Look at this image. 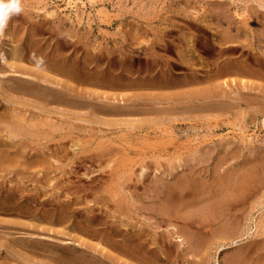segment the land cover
<instances>
[{"label":"bare ground","instance_id":"obj_1","mask_svg":"<svg viewBox=\"0 0 264 264\" xmlns=\"http://www.w3.org/2000/svg\"><path fill=\"white\" fill-rule=\"evenodd\" d=\"M71 1L72 0H68L67 3ZM38 2L40 1L38 0ZM31 3L33 2L31 1ZM213 3L215 5H213V7L209 4L212 10L214 9L213 11L211 10V12H213V14H211L215 19V23L212 26L221 28L220 30L214 27H212L214 29L210 28L211 33L214 30V43L211 42L214 45L212 44L211 46H215L216 49L213 48L214 51H212L215 61L213 62L211 60L209 62H212L211 64L214 63V67L212 70L209 69V72L211 70V74L205 70V73H209L208 75H205L203 72L204 74H200L204 76H200V74L199 76H195V74L192 76L190 75L192 74L190 71V76H183L182 80L177 79V77H166L163 73L154 75V70L151 75H148V78H146V75V77H141L142 74L137 70L136 74H138V76L133 78L131 77V72L132 66H135L127 65V62V64H123L125 61L124 59V61L122 60L123 62L117 59V62H122L121 64L118 63L119 69H117L120 70L117 71L118 73H115L116 70L109 69V62H105L109 65H106L108 68L106 66H100L101 62L99 61H102L100 59L99 61H97V59L89 61V64H92V62L94 63V69L90 65V67H88L87 64H85L86 61L82 58V48H84L82 47L84 46V42L82 43L83 39L81 41L80 36L78 37L75 35L78 39H76V42L74 41L72 53H68L69 48L65 43L67 41L69 43V40L66 39V36L65 38L63 36L67 32L62 34L60 30H58V32L62 34L64 40L66 39V42L64 44L59 42L60 46L56 47H54L56 44L54 42V48L48 46L50 44H47V41V45L45 46L44 44H42L43 46H37L41 44L40 42H36V44L33 43L32 40H35L33 37H38V31H36L35 28L32 31L29 29L30 32H22L20 35H16L17 32L13 34V30L12 32L8 30L9 27L6 30L13 35L11 36L10 34L7 36V32H4L9 43L7 45L8 47L6 46L7 48L2 49L5 46L0 48V213H5V215L10 214L11 216L13 215L19 218L20 216L26 215L31 216L32 219H35V217L39 215L44 217V220L48 218L51 221L49 217H53L51 216L52 212L48 210H38L39 207L33 202L37 201L46 206V202L51 201V203L58 204L57 206H59V208L63 206L60 205L59 202L61 201V193H58L59 188L57 187L59 186V181L56 182L55 180V177L59 174L56 175L54 173L55 177L53 178V172L59 170L62 172V176H68L71 170H65V166L69 168L75 159H77V161L78 159H82V161L90 160L92 164L96 162V164L99 163L100 165H102V163L107 164L110 161H114L109 159L119 158L122 152L125 153L126 151L127 153L126 146L130 143H128L126 139L130 135L135 136L136 134H140L141 131L144 133L140 134V136L142 137L143 135L147 140L151 136L157 138L156 134L160 137L164 135V132H166L165 134H167V132L170 133L168 135L171 136V138H166L168 141L165 139L166 135L164 136L165 141L167 143L169 142L168 144L172 146L166 149L167 152L165 153H167L166 155L169 154L168 158L163 160H161L162 158H155L154 162L150 160L146 162L144 158L136 162L148 168V170L153 166L158 170H161L159 168L163 167L160 174H158V176L156 175V178L147 181L148 184L146 183V177H148L147 173H143L144 175H142V177L134 179V176L131 178L132 174H128L126 177V173L125 176H123L122 173L120 175L115 173L116 170L113 168L115 165H106V167L108 165L111 166V170L109 169V176L104 179V183L106 182L107 184L106 189L102 187L99 191V185H96L98 187L97 190L94 188L90 189L97 193L99 192L98 195L96 194L98 200L106 196L101 190L104 189L106 191L105 194H107V191L110 189V193H112V195H109L110 198L108 196L110 200L115 197V193L113 192L115 191L114 188L118 189L117 187H119L123 190L122 186L130 182H133L134 185H136L137 182H141L142 184L146 183V185L143 184L145 186L144 188H146L147 191L149 190L150 192L148 193L151 194L147 196L141 193L130 196L128 202V200L126 201L122 198L123 194L120 195L119 191H116V195L118 193L122 200H125V205H127V202L128 204L130 203L129 206L131 205L129 212L124 210L127 215L125 213L126 216L123 215L127 219L120 218V216H122L121 207L118 209V211L121 210L119 213L121 215L118 216L116 215V212L118 214L117 210H115L116 212H108L106 209L102 212L101 206L99 207L96 203V206L93 205L94 203L91 206H85L86 203H84L86 210H83H85L84 217L86 218V224L82 226L78 222V224L81 225V228L78 230L82 232L80 234L86 237L92 238L94 235V237L98 238V243L96 242L94 244L91 242V244L95 246L88 247L90 244L87 245L86 243L90 241V239L81 238L82 235H79L81 237H78L77 240H81L82 243L86 244V246H84L77 243L79 247L80 245L84 247L82 249L80 247L81 250L68 248L69 251L57 248L58 246H52L47 250L59 253L58 255L56 254L57 263L216 264L217 261L220 262V260H222V264H264V212L258 217V224L255 225L257 222L254 224V233L249 234L248 227L249 223L254 221L253 209L264 205V135L260 134L261 131H264V0H223L221 2L214 0ZM222 6L225 7L223 8L224 11L222 15H220L216 8L220 10ZM26 11L24 10L22 12ZM22 12L19 15L24 14ZM29 15L31 16V13H29ZM30 16L27 14L23 17V20L28 22V20H31ZM41 16H43V14ZM40 17L38 19H40ZM21 19L20 23L22 21ZM77 19L76 24L82 23L79 19V15H77ZM49 20L50 19H48V21ZM12 21L15 22L14 19H12ZM211 21L209 22L211 23ZM31 22L32 21L29 22L31 25L35 23ZM26 24L23 23L25 28ZM36 24L38 23L36 22ZM36 24H33L32 27L35 26L38 28L39 25H43L38 24V26H36ZM23 25L22 28L24 27ZM72 25L74 26V24ZM19 27L21 26L18 25L17 28L16 24V31H20ZM77 27L72 30L75 29L76 31ZM40 28L42 29V27ZM26 29L28 30V28ZM43 29L45 30V28ZM43 29L42 31H44ZM46 29L51 33L48 27H46ZM23 30L25 31V29ZM34 30L37 33L34 32ZM37 30L40 29L38 28ZM51 30L55 29L52 28ZM45 32L47 31H44V33ZM53 32L57 34L56 30ZM76 34H78V31ZM59 36L60 35H58V37ZM54 37L55 34L52 38ZM13 38L18 41L19 45H17L18 43L13 45ZM44 38L46 39V37ZM62 38H58L59 41ZM188 38L191 39V37ZM16 40L14 42H17ZM40 40L42 39L40 38ZM51 40L54 41L53 39ZM52 41L49 40V42ZM211 41H213V37ZM61 42L63 43L64 41ZM186 42L187 40L185 44ZM71 45L68 44V46ZM185 47H187V45ZM67 48L68 52L66 51ZM181 50L183 51L184 49L181 48ZM185 50L186 51H183L185 52L184 54L181 52L182 57L183 55H189L188 53L193 50V46L190 44L189 48L187 47ZM95 51L94 49L93 52ZM98 51L100 50L98 49ZM98 51L97 54L99 53ZM129 51L131 50L129 49ZM136 52H138V50L135 51V54H137ZM33 53H35L37 57H43L44 65L42 67L38 68L36 66L32 58ZM88 53L87 51V54ZM113 53L115 54L112 50V55ZM141 53L142 52H140V54ZM233 54H235V57ZM115 55H113V57ZM113 57L110 58L113 59ZM127 57H129L128 59L131 58V56L125 55V58ZM87 58L90 59L88 56ZM122 58H124V53L123 57L121 55V59ZM186 58L188 57L186 56L185 59ZM189 58L192 60V56ZM185 59L182 58L184 61ZM86 60L88 61V59ZM115 60L116 59H114V62ZM130 60L132 61V59ZM130 60H128V62H130ZM189 61L186 59V62L190 64L191 62ZM193 61L195 62L196 60L194 59ZM194 62L190 64V67ZM187 63L184 64V62H181V65L184 64L188 66L189 64ZM116 64L115 66H117ZM137 64H139V59ZM113 65L114 64L110 67ZM195 65L198 67V64ZM202 66L208 68L206 63ZM190 67L188 70H190ZM136 68L138 67H135V69ZM142 69L144 70V68L141 67L140 70L143 71ZM200 69L203 71L204 68L200 66ZM191 70L193 69L191 68ZM184 73L186 74L187 72ZM194 73L196 72L194 71ZM183 121H188V124L184 128H181V130L180 125L182 123L180 122ZM88 123L97 124L98 129L99 124L106 125L110 127V129L111 126H117V131L125 132V134L118 136V142H115L116 138H112L111 136L106 138V133L103 134L100 130L95 131L93 126H88ZM121 124H125L126 127L124 126L123 128L122 126L120 129L121 126L119 125ZM224 125L230 126L231 132L219 133L223 130H228ZM95 127L97 126L95 125ZM200 128L205 130V133L203 132L205 135L200 136L198 134ZM117 131L111 130L110 133L113 134V132ZM79 135H82V138H80L81 136L79 137ZM196 135L198 138L188 140V143L185 144L184 147L178 146L183 145L181 142V144L177 143L179 138L183 136L188 138ZM104 137L105 139H103ZM139 138L137 140H131L141 143V140L138 141ZM159 139L157 138V140ZM70 141L71 145L69 144ZM148 141L147 142L152 145L151 141ZM134 142L131 143L134 144ZM163 143L166 144L164 141ZM164 144L162 145L163 147L165 146ZM144 146L147 145L144 144L142 147L144 148ZM138 147H140V145ZM165 147H167V145ZM146 149L149 150L148 147ZM70 151L71 157L69 163H67L66 160L65 164L62 163L64 161H62V158L68 159ZM115 154L120 155L116 156ZM122 155L121 158L123 162L125 161L129 164L131 157L128 155L127 157H130L129 160H124L126 155H124L125 157H122ZM133 158L135 157H132V159ZM136 159L137 158H135V160ZM59 160L62 161V164H55L57 161L60 162ZM116 160L118 159L116 158ZM131 161L134 164V161ZM117 162L118 161H116V163ZM121 162L119 163L120 165L122 164ZM122 167L120 166L121 169ZM125 171L127 170L125 169ZM62 176H60V178ZM54 181L58 184H54L52 187L51 182ZM63 183L64 182H62V184ZM48 184L51 186L50 188L48 187L50 190L54 188L52 193L55 192V195H43L41 198L40 196L42 195L40 194L42 190L44 193V189H46ZM64 184L62 185L63 188H65ZM90 184H92V182ZM70 186V188L75 189L72 187V184ZM80 186L81 184H79V187ZM86 186L85 189H87ZM93 186H95V184ZM70 188H65L69 190L68 195H70L69 192L72 190ZM77 188L78 187H76V189ZM77 190H79V188ZM87 190H89V186ZM90 190L89 195H91ZM83 191L85 190L83 189ZM74 192L75 198H80L79 195H76V191ZM86 194L87 193H85V195ZM65 195H67V193ZM82 195H84V193H82ZM86 196H88V194ZM120 196H118V198ZM67 197L65 199H67ZM143 197L148 200L144 201ZM95 198L93 197V199ZM114 199H112V201L116 203L120 198L117 201V197L115 200ZM25 200H28L27 203L23 202ZM79 200H81V198ZM82 200H84V198ZM94 201H96V199ZM123 201L120 200V202ZM32 204L35 205L32 206ZM64 204L67 205L66 203ZM74 204H77L76 201ZM120 204L119 202L117 203V205ZM45 206H42V208ZM121 206L122 208L124 207L123 203ZM72 207L74 206L72 205ZM65 209L68 210V207L64 208V211ZM123 209H128V207H124ZM96 210H99L97 212V217L98 213L102 212L101 218L99 216L100 221L97 222L98 225L103 227L102 230L94 226L96 222L93 213ZM53 211L55 210L53 209ZM142 214L144 220L140 217ZM116 219L120 221V223L117 224L118 226L115 224L117 227L114 226ZM12 220L13 219H11V221ZM16 220L21 221V219ZM27 220L29 221V219ZM11 221H9L10 224L8 225L10 230L34 229L35 231L37 224L34 223H40L39 220L38 222L33 221L34 223H31L32 225L28 228L30 223L28 222L26 224L23 219L21 223L15 222V220L11 223ZM3 222V219H0V235H2V230L5 229ZM108 223L110 224L107 228L105 224ZM48 224H51V222ZM162 224L167 228L166 233L164 231H157L158 228H161L160 226ZM1 227L3 228L2 230ZM79 227L72 226L71 228ZM168 227L174 228L173 230H169ZM45 228L43 230L49 227ZM115 228L119 229L116 230ZM37 230L35 232H37ZM13 231L15 232L16 230ZM14 232H12L13 235ZM114 232L117 234L115 235ZM10 233L11 232H9V234ZM26 233L24 232V234ZM3 234L5 235V232H3ZM9 234L7 233L5 237L11 235ZM28 235L29 237H24L23 244L25 248L31 252V257H34L32 256V251L37 249V245L41 244L44 248V246H47V243L38 242L39 239H33L32 234V237L30 234ZM14 236L13 238H15ZM54 236L56 237V234ZM71 237L73 239V236ZM59 238L60 237H58V239ZM175 238L177 239L176 242L173 241L176 240ZM5 239L3 238L4 241L0 239V241L5 244L9 241L5 242ZM20 239H22V236ZM82 240L87 242H83ZM62 241L63 240H61V244ZM99 241L103 243L104 246ZM9 243L10 242H8V244ZM53 245L55 246L56 244ZM67 245L68 244H66V246ZM4 246L5 249L8 248L6 245ZM16 246L14 248H16ZM20 247L21 245L19 244V248ZM97 247L99 248L98 250ZM13 249H11L12 253L16 250ZM18 249L17 252L19 251ZM25 251L27 253V250ZM41 251L39 254H41ZM103 251L105 253H103ZM30 252L28 254H30ZM5 253L8 255L7 251ZM42 254L41 258H43ZM48 254H46V256ZM25 256L27 255L25 254ZM35 256H37V254ZM50 256L52 257V255ZM220 257L222 259H219ZM18 258L20 259V256ZM28 258L26 257L25 260ZM6 262H8L7 259ZM12 262L15 263V261ZM33 262L35 261L33 260ZM48 264L51 263L49 262Z\"/></svg>","mask_w":264,"mask_h":264},{"label":"rangeland","instance_id":"obj_2","mask_svg":"<svg viewBox=\"0 0 264 264\" xmlns=\"http://www.w3.org/2000/svg\"><path fill=\"white\" fill-rule=\"evenodd\" d=\"M31 1L33 2V3H31ZM40 2H38V0H21V6H22V9H23V11L25 10H28V11H26V12H22V13H24V14H22V15H16V16H14V18L12 17L11 18V20L8 22V26H7V28L6 29H8V27H9V31H11L12 32V30H13V34H15L14 32H17V34L16 35H20L22 32L24 33V32H26V31H29V29L32 31L34 28H35V30L36 31H38V33L34 30V32H36L37 33V35H38V37L36 38V37H33L35 40H32L33 41V43L34 44H36V42H40L41 44H38L37 46H41L42 44H44V46L45 45H47V44H50V45H48V46H51L52 48H54V47H56V46H60V43L61 44H64L65 42H66V39L67 40H69V43H68V41L65 43V44H67V47L69 48V50H68V48L66 49V51L68 52V53H72V51H73V48H74V41L76 42V39H78V37L80 36V38H81V41H82V39H83V41H82V43L84 44V46H82V47H84V48H82L83 49V51H82V58H84V60L86 61L85 62V64H87V66L88 67H93V69H94V66H93V62H92V64H89L90 62V60L91 61H93V60H96L97 59V61H99V59L100 60H102V61H99V62H101L100 63V66H109L108 64H106V63H108L109 62V64H110V66L112 65V64H114L112 67H115V68H112V67H110L109 66V69H111V70H116L115 71V73H118L117 71H120V70H118L119 69V65H118V63L119 62H117V59H118V61H122L123 59L125 60H123L124 61V63L123 64H127V65H130V66H132V65H134L135 67H138V68H136L135 69V67H133L132 66V75H131V77H133V78H136L137 76H138V74H136L137 72V70H139L140 71V74H142V76L141 77H146V78H148V75H151L153 72V74L155 75V74H162L163 73V75H165L166 77L168 76V77H177V79H179V80H182L183 79V76L185 77V76H190V75H192V76H194V74H195V76L196 75H198L199 76V74L200 73H205V70L206 71H208L209 72V69H213V67H214V63L213 64H211L212 62H209V61H215L214 59H215V57H213L214 55H213V53H212V51H214L213 50V48L214 49H216L215 48V46L213 47V46H211L213 43H214V36H213V31H212V33H211V30H210V28L211 29H221V28H217V26L215 27V26H212V25H214V23H215V19H214V17L212 16V14H213V12H211V10H212V7H213V5H214V3H213V1L214 0H72L70 3H67L68 2V0H39ZM44 1V2H43ZM212 2V3H210V2ZM218 1H223V0H218ZM40 5H39V4ZM38 4V5H37ZM212 5V7L210 6V5ZM79 5V6H78ZM215 6V5H214ZM225 7V6H224ZM223 6H222V8H220V10L218 9V8H216L217 10H218V14H220V15H222V13H223V11H224V8ZM214 10V9H213ZM212 10V11H213ZM216 10V11H217ZM32 11V12H31ZM39 12V13H38ZM232 12H233V10H232ZM29 13H31V16H32V18H31V16L29 15ZM36 13V14H35ZM212 13V14H211ZM21 14V13H20ZM28 14V16H30V19L31 20H28V22H25V20H23V17H25L26 15ZM37 14H38V16H37ZM43 14V16H41ZM45 14V15H44ZM211 14V15H210ZM217 14V15H218ZM24 15V16H23ZM77 15H79V19L82 21V23H80V24H76V22H77ZM220 15H218V16H220ZM19 18H18V17ZM37 16V17H36ZM41 16V17H40ZM44 16H48V17H44ZM213 17V18H211V17ZM217 16V17H218ZM225 16V15H224ZM16 17V18H15ZM21 17H22V19H21ZM40 17V19L42 18V17H44L43 19H38ZM12 19H14L15 20V22L14 21H12ZM20 19L23 21H21V23H20ZM36 19V20H35ZM46 21H48V19H50L48 22H46ZM211 19H212V21H211ZM17 20V21H16ZM33 20H35V21H33ZM38 20V21H37ZM62 20H64V21H62ZM76 20V21H75ZM30 21H32L31 23H33V22H35V23H33V24H36V22L38 23V24H43L42 26H40L39 25V29L41 30H37L38 28L37 27H35V26H33L32 27V25L29 23ZM43 21V22H42ZM68 21V22H67ZM72 21H73V23H72ZM209 21H211V23L209 22ZM46 22V23H45ZM52 22V23H51ZM58 22H59V24H58ZM62 22V23H61ZM71 22V23H70ZM208 22V23H207ZM18 23H20V24H18ZM23 23L24 24H26V23H28V24H26V28H28V30L25 28V26L23 25ZM50 23V24H49ZM68 23V24H67ZM211 25H210V24ZM16 24H17V28H18V25L19 26H21V27H19L20 28V31L18 30V31H16L17 29L15 28L16 27ZM38 24H36V26H38ZM47 24V25H46ZM59 25V27H58V25ZM62 24V25H61ZM72 24H74V26L72 25ZM12 25V26H11ZM22 25L24 26L23 28H22ZM30 25H31V27H30ZM70 25V26H69ZM27 26H29V27H27ZM45 26V27H44ZM67 26V27H66ZM73 26V27H72ZM78 26V27H77ZM81 26V27H80ZM83 26V27H82ZM11 27V28H10ZM40 27H42V29L43 28H45V30L44 31H47V32H45L44 33V31H42V29L40 28ZM46 27H48V29L51 31V33L46 29ZM77 27V29H76V31H75V29L74 30H72L73 28H76ZM212 27H214V28H212ZM32 28V29H31ZM37 28V29H36ZM55 29L56 30V32H57V34L55 33V32H53V31H55V30H51V29ZM59 28V29H58ZM63 28V29H62ZM83 28V29H82ZM5 29V31L7 32H5L6 34H7V36H9L10 34H11V36L13 35L12 33H9V31L8 30H6ZM23 29H25V31L23 30ZM65 29V30H64ZM80 29V30H79ZM15 30V31H14ZM21 30H23V31H21ZM58 30H60V32L62 33V34H65V32H67L68 33V35H67V33L65 34V35H63L64 36V38H65V36H66V39L64 40V38H62L63 36H62V34L60 33V32H58ZM63 32H62V31ZM87 30V31H86ZM75 31V32H74ZM77 31H78V34H76L77 33ZM88 31H89V33H88ZM20 32V33H19ZM30 32V31H29ZM41 32H43V33H41ZM82 33V34H80V33ZM5 33H3L4 35H0V42L2 43H0L1 45H0V48H2L3 46H5L4 48H2V49H5V48H7L8 46V39H7V36H6V34ZM52 33H54L55 34V37L54 38H56V39H54V38H52L53 36H54V34H52ZM59 33V34H58ZM43 34V35H42ZM70 34V35H69ZM80 34V35H79ZM37 35H35V36H37ZM44 35H46V36H44ZM52 35V36H51ZM58 35H60L59 37H58ZM78 36V37H76V36ZM4 36V37H3ZM5 36H6V38H5ZM40 36V37H39ZM51 36V37H50ZM57 36V37H56ZM75 36V37H74ZM213 37V41H211L212 40V37ZM15 37V36H14ZM18 37V36H17ZM44 37H46V39L43 38ZM83 37V38H82ZM188 37H191V39L190 38H188ZM40 38L43 40H40ZM53 39L54 41H52L51 39ZM58 38H62V39H60V41H59V39ZM15 38H13V45H16L17 43H18V41L17 42H14L15 40H14ZM38 41H37V40ZM58 39V40H57ZM75 39V40H74ZM190 39V40H189ZM49 40L50 41H52V42H49ZM56 40V41H55ZM187 40V42H186V44H185V41ZM48 43H47V42ZM61 41H64L63 43L61 42ZM71 41V42H70ZM189 41V42H188ZM11 42V43H12ZM45 42V43H44ZM56 44H55V43ZM59 44H58V43ZM73 42V43H72ZM211 42H213V43H211ZM47 43V44H46ZM71 43H72V45H71ZM188 43V44H187ZM53 44H55V46L53 45ZM68 44L69 45H71V46H68ZM83 44H81V45H83ZM190 44H191V46H193V50L190 52V53H188L189 55H186L188 58H186L189 62H191L190 64H192V62H194L193 60L195 59L196 61L193 63V65H191V67H190V64L189 63H187L186 62V59H185V55H183L185 52H183V51H186L185 50V48L187 49V47L189 48V46H190ZM17 45H19V43L17 44ZM187 45V47H185ZM214 45V44H213ZM7 46V47H6ZM43 46V45H42ZM54 46V47H53ZM71 47V48H70ZM183 47H185V48H183ZM211 47V48H210ZM96 48H98L100 51H101V49H102V53L100 52V51H98V49H96ZM108 48V49H107ZM126 48H128V49H126ZM148 48V49H147ZM181 48L182 49H184L183 51L181 50ZM94 49L96 50L95 52H93L94 51ZM113 50V52H115V54L113 53V55H115L114 57H113V55H112V50ZM129 49L131 50V51H129ZM132 49H135V50H132ZM151 49V50H150ZM93 50V51H92ZM116 50V51H115ZM138 50V52H136L137 54H135V51H137ZM142 50V51H141ZM148 50V51H147ZM87 51L89 52L88 54H87ZM97 51L99 52L98 54H97ZM110 51V52H109ZM124 51V52H123ZM133 51V52H132ZM142 52L141 54H140V52ZM150 54H149V53ZM181 52H183V57L181 56ZM100 53H101V55H100ZM111 55H110V54ZM122 55V57H123V53H124V58H122L121 59V55ZM133 53V54H132ZM193 55H192V54ZM212 53V54H211ZM85 54V55H84ZM91 54V55H90ZM97 55V58H96V55ZM108 54H109V56L112 58L113 57V59H111L109 56H108ZM191 54V55H190ZM212 55V57H211V55ZM92 55H93V57H92ZM125 55H127V56H131V58L130 59H132V61L130 60V59H128L129 57H127V58H125ZM138 55V56H137ZM229 55V54H228ZM234 55V57H235V54H233ZM87 56L88 57H90V59L89 58H87ZM120 57V59H119V57ZM185 56V57H184ZM192 56V60H191V58H189V57H191ZM231 56V55H230ZM109 57V58H108ZM93 58H95V59H93ZM182 58L183 59H185V61L184 60H182ZM86 59H88V61L86 60ZM114 59H116L115 60V62H114ZM127 59V60H126ZM138 59H139V64H137L138 63ZM83 60V59H82ZM112 60V61H111ZM128 60H130V62H128ZM122 61V62H123ZM178 61H179V63H178ZM208 61V62H207ZM104 63V65H103V63ZM106 62V63H105ZM112 62V63H111ZM122 62H120L119 64H121ZM127 62V63H126ZM134 64H133V63ZM137 62V63H136ZM181 62L183 63L184 62V64L185 63H187V64H189L188 66L187 65H184V64H182L181 65ZM117 63V64H116ZM130 63V64H129ZM132 63V64H131ZM152 63V64H151ZM178 63V64H177ZM205 63H206V65H207V67L208 68H206L205 66L203 67L202 65L204 64L205 65ZM208 63H210V64H208ZM115 64L118 66H115ZM141 64V65H140ZM144 64V65H143ZM145 64H147V65H145ZM154 64V65H153ZM180 64V65H179ZM195 64H198V67H197V65H195ZM200 64V65H199ZM90 65V66H89ZM137 65V66H136ZM139 65H140V68H139ZM184 65V66H183ZM196 67H195V66ZM106 66V67H107ZM144 66V67H143ZM149 68H148V67ZM154 66V67H153ZM188 68H187V67ZM200 66H201V68H204L203 69V71H202V69H200ZM209 66H211V67H209ZM141 67L142 68H144V72L143 71H141L140 69H141ZM189 67H190V70H188L189 69ZM196 69H195V68ZM108 68V67H107ZM118 68V69H117ZM191 68L193 69V70H191ZM206 68V69H205ZM134 69V70H133ZM148 69H149V71H148ZM198 69H200V70H198ZM154 70V71H153ZM197 70V71H196ZM211 70H210V74H211ZM153 71V72H152ZM192 72V74H190L189 75V73H191ZM194 71L197 73V72H199V73H194ZM200 71H202V72H200ZM149 72H150V74H149ZM157 72V73H156ZM184 72H187L186 74L184 73ZM208 72H206L205 73V75H208L209 73ZM143 73H145V74H143ZM203 73V74H204ZM184 74V75H183ZM203 74H200V76H204ZM146 75V76H145ZM177 75V76H176ZM180 75H181V77H180ZM179 76V77H178ZM181 78V79H180ZM120 99V98H119ZM54 118V117H53ZM78 123H80V122H78ZM180 123H182L180 126V129L181 128H184L185 126H187V124H188V121H183V122H180ZM87 125V124H86ZM93 126L94 127V130L95 131H97V130H100V131H102V133L104 134V133H106V135H105V137L107 138V137H112V138H116L115 139V142H118V139H117V137L118 136H120V135H122V134H125V132H122V131H117V126H111V129H110V127H108V126H106V125H100L99 124V129H98V125L97 124H95V123H92V124H89L88 123V126ZM95 125L97 126V127H95ZM119 126H121L120 127V129L122 128V126H123V128H124V126H125V124H121V125H119ZM183 126V127H182ZM126 127V126H125ZM224 127H226V128H228V130H223V131H221V132H219V133H226V132H231L230 131V129H231V127L230 126H225L224 125ZM97 128V129H96ZM115 128V129H114ZM225 128V129H226ZM111 130L112 131H114V130H116L117 132H113V134L112 133H110L111 132ZM182 130V129H181ZM142 132V133H141ZM140 132V134H143L144 132L143 131H141ZM199 132H201V133H199ZM205 133V130H203V129H199V131H198V134L201 136V135H205L204 133ZM166 132H164L163 134L164 135H161V133H160V137L158 136V134H156L157 135V138L159 139V140H157V138H155V136H151L148 140H150L151 141V143H152V145L151 144H149L150 142L147 140V139H145L144 137H143V135H142V137L140 136V134H136L135 136H132V135H130L127 139H126V141L128 140V143H130L128 146H126L127 147V153H126V151H125V153L124 152H122L123 153V155H122V153H121V155H122V157L124 156V155H126V157L129 155L130 157H125L124 158V160L126 159H128L129 160V158H130V163L129 164H127V162H123V160H122V158H121V155L120 154H115L116 156L117 155H120L119 156V158L118 157H116L115 155H112V156H114V157H116L118 160H116V158H112V159H109V160H114V161H110L109 163H107V164H109V165H115V166H113V168H114V170H116L115 171V173H117L118 175H120L121 173L123 174V176H125L126 174V177L128 176V174H132V176H131V178L133 177L134 179L136 178H139V177H142V175H144L145 173H147L148 174V177H146V183L148 184V180H151V179H153V178H156V175L158 176V174H160V171H162V168H159V169H161V170H158V169H156L153 165H151V166H153L152 168H150L149 170H148V168H145V167H143V166H141L140 164H137L136 162H139V160H141V159H144L145 158V160H146V162H148L149 160L150 161H152V162H154V159L155 158H162L161 160H163V159H166V158H168L169 157V154L168 155H166L167 153H165V152H167L166 151V149H168V147H172L171 146V144H168L166 141H168V139H166V138H171V136L170 135H168V134H170V133H168L167 132V134H165ZM261 135H264V131H261V133H260ZM166 135V137H165V139H166V141H165V139H164V136ZM81 136V137H80ZM137 136H139V137H137ZM163 136V137H162ZM197 136V135H196ZM196 136H190V137H182V138H179L178 140H177V143L178 144H183V145H178L179 147L180 146H182V147H184L185 146V144H187L188 143V140H190V139H196V138H198V136L196 137ZM199 136V137H200ZM79 137L80 138H82V135H79ZM78 137V138H79ZM105 137L103 138V139H105ZM133 137V138H132ZM139 138V140L138 141H140L141 140V143L140 142H134V141H132L133 139L134 140H137ZM153 138V139H152ZM132 139V140H131ZM156 139V140H155ZM181 139V140H180ZM187 140V141H185V140ZM180 140V141H179ZM149 143H148V142ZM154 143H153V142ZM156 141V142H155ZM161 143H160V142ZM163 141L166 143V144H164L163 143ZM179 141V142H178ZM131 142H134V144L133 143H131ZM181 142V143H180ZM184 142V143H183ZM136 143V144H135ZM160 143V144H159ZM166 146L167 145V147H163L162 145L163 144ZM69 144L71 145V141L69 142ZM68 144V145H69ZM144 144H146L147 146H144V148L142 147ZM134 145H135V148H134ZM140 145V147H138ZM142 145V146H141ZM158 148H157V147ZM131 147H133V148H131ZM148 147V149L149 150H147L146 148ZM156 147V148H155ZM144 150H143V149ZM152 150H151V149ZM161 148V149H160ZM132 149V150H131ZM158 149V150H157ZM164 149H165V151H164ZM139 150V151H138ZM161 150V151H160ZM163 150V151H162ZM138 151V152H137ZM151 151V152H150ZM143 152H144V154H143ZM138 153H139V155H138ZM162 153V154H161ZM70 154H71V151H70V153H69V157H68V159H63L62 158V161L61 160H59L60 162H55V164H62V163H64L65 164V162L67 161V163H69V160H70ZM142 154V155H141ZM154 154V155H153ZM160 154V155H159ZM166 155V156H165ZM163 156V157H162ZM132 157H135V158H139L138 159V161H137V159L135 160V158H133L132 159ZM121 158V159H120ZM120 159V160H119ZM66 160V161H65ZM105 160H107V159H105ZM118 161L117 163H116V161ZM131 160H135L134 161V164L132 163V161ZM148 160V161H147ZM108 161V160H107ZM122 163L121 165L119 164L120 162ZM62 162V163H61ZM73 162H74V164H73ZM71 164V166H69V168H68V166L66 167L65 166V170H71L72 171V173H71V171L69 172V174H68V176H62V172H60L59 170L57 171V172H53V178L55 177V174L56 175H58V176H56L55 178V180H56V182H58V183H56L55 181L54 182H51L52 184H51V186L52 185H54V184H58L59 186H62L64 183H65V181H66V183L65 184H68V183H70V184H68V185H65L64 184V186H65V188L66 189H68V188H70L71 186V184L73 185L72 187H74L75 189H76V187H78L79 188V190H75V189H73V188H70V189H72L70 192H69V194L70 195H68V191L69 190H66L65 188H63V186L62 187H59V186H57L59 189H58V193H61V198H60V200L61 201H59L60 202V205H63V206H60L61 208H59V206H57L56 204H54L53 202L51 203V201H48V202H46L47 204H46V206L45 205H42V203H40V202H37V201H35V202H33V203H35L36 204V206L37 207H39L38 208V210H48L49 212H52L51 214V216H53V217H49V218H51V221H50V219H48L47 218V220H44V217H41V216H36L35 217V219H32L31 218V216H20V218L19 217H14L13 215V217L10 215V214H8V215H5V213H0V219H3V221L5 222V221H7V220H9V221H11V219H13L12 221H14L15 220V222H22V219L25 221V223L27 224L28 222L30 223L29 225H28V228H29V226H31L34 222L33 221H35V222H38V220H39V222L40 223H34V224H39L38 226L36 225V228H35V231L37 230V232H35L34 231V229L33 230H27V229H12V230H10V228H8V225L10 224V222L9 221H7V222H3V226H4V228L6 229H3L2 227H1V230L3 231V232H5V235L7 236V233L9 234V232H11L9 235L10 236H8V237H5V235L3 234V232H2V235H4V236H2V235H0V237H2V238H0V239H2L3 240V238L5 239V242H7L8 240V242H10L9 244H8V242L7 243H2L1 241H0V243H2V244H0V264H8V262H9V264H12L13 262L12 261H15V263H13V264H31L32 262H33V260L35 261V262H33L32 264H34V263H36V264H48L49 262L51 263V264H59V263H57V261H56V254L58 255L59 253H56V252H52V251H49V250H47V249H49V248H51L52 246L53 247H57V248H60V249H64V250H69L68 248H70V249H76V250H81L82 248H84L83 246H81L80 245V247H81V249H80V247H79V244H82V245H84V246H86V244L87 245H89L88 247H91V246H95V245H92L91 244V242H93L94 244L97 242L98 243V238H96V237H94V235H93V237L91 238V237H86L85 235H83V234H80V233H82V232H79L80 230H78V229H80L81 228V225L82 226H84L85 224H86V218L84 217V211L86 210V208H85V206L86 205H92L93 203V205H95V203H96V205H98L99 207L101 206V210H102V212H104V210H106V211H112V212H116L115 210H117L118 211V209H119V207H121L120 209H122V212H121V210L120 211H118V214H117V212H116V215H118V216H120L121 214H122V216H120V218H123V219H127V218H125L124 217V215L126 214L127 215V213L125 212V211H128L129 212V210L131 209L130 208V206H129V204H128V202H129V197L130 196H135L136 194H141V193H143L142 195H147V196H149L150 194L148 193V192H150L149 190L147 191L146 190V188H144L145 186L143 185V184H145L146 185V183H141V182H137V184L136 185H134V183L133 182H130V183H126V184H124V186H122L123 187V190L121 189V188H119V187H117L118 189H116V188H114L115 189V191H113L115 194V199H116V197H117V199H116V201L119 199V204L121 203H123V206L125 205L124 203H125V200L127 201L128 200V202H127V205H125L124 207H128V209H123L122 208V206H121V204L120 205H117V203L118 202H114V201H112V199H114V198H111L110 200H109V198H110V196L109 195H112V193H110V189L107 191V194H105L106 193V191L103 189V190H101V191H103V194L104 195H106L105 197H103V198H100V200H98L97 199V197H96V194L98 195V193L96 192V191H92V190H90V189H92V188H94V189H98V187H99V191H100V189H102V187H105V189H106V182L104 183V179L105 178H107L108 176H109V169H110V167L111 166H107L106 167V163H102V165H100L99 163H97L96 164V162H93V164H92V162H90V160L89 161H82V159L80 160V159H78V161H77V159H75V161H73ZM75 162H76V164H75ZM80 162V163H79ZM114 162V163H113ZM79 163V164H78ZM125 165H124V164ZM132 163V164H131ZM118 164V165H117ZM136 164V165H135ZM105 165V166H104ZM118 166H119V168H118ZM120 166L122 167V169H123V171H122V169L120 168ZM127 166V167H126ZM106 167V168H105ZM126 167V168H125ZM72 168V169H71ZM116 168H118V169H116ZM129 169V171H128V169ZM131 168V169H130ZM125 169L127 170V171H125ZM111 170V169H110ZM121 170V171H120ZM111 172V171H110ZM119 172V173H118ZM55 173V174H54ZM71 173V174H70ZM126 173V174H125ZM140 173H141V175H140ZM144 173V174H143ZM70 175V176H69ZM60 176H62L61 178H60ZM130 176V175H129ZM64 177V178H63ZM67 177H69V178H67ZM63 178V179H62ZM61 179V180H60ZM68 179V180H67ZM70 179V180H69ZM61 181V182H60ZM62 182H64L63 184H62ZM92 182V184L94 185L95 184V186L96 185H99L98 187L96 186H93L92 184H90ZM48 183H50V182H48ZM62 184V185H61ZM79 184H81V186L79 187ZM49 185V184H48ZM47 185V187H46V189H44V193H48V192H50V193H48V194H44L43 193V190H42V192H41V194L40 195H42V196H40L41 198L43 197V195H47V196H50V195H55L54 193H52L53 191V189L54 188H51V190L49 189L51 186L49 185L48 186ZM76 185H78V186H76ZM83 185V186H82ZM87 185V186H86ZM90 185H92V186H90ZM129 185V186H128ZM70 186V187H69ZM85 186L87 187V189H88V186H89V190L91 191V195H89L90 194V192H89V190H87V189H85ZM101 186V187H100ZM129 188H128V187ZM49 187V188H48ZM53 187V186H52ZM56 187V188H57ZM68 187V188H67ZM83 187V188H82ZM91 187V188H90ZM127 187V188H126ZM55 188V190L57 191V189ZM60 188H61V190H60ZM48 189V190H47ZM83 189L85 190V191H83ZM144 189H145V191H144ZM148 189V188H147ZM45 190H46V192H45ZM50 190V191H49ZM66 190V191H65ZM87 190V191H86ZM123 191V193H122V191ZM48 191V192H47ZM74 191H76V195L78 196H80V198H81V200L84 198V200H79L80 198H78L77 196V198H75V192ZM84 193V195H85V193H87L88 194V196H86L85 195V197H86V199H85V197H84V195H82V193ZM116 191L118 192L119 191V194L120 195H122V198L123 199H125L124 201L122 200V198H121V196L117 193V195H116ZM62 192H63V194H62ZM71 192H72V194H71ZM145 192V193H144ZM40 193V192H39ZM67 193V195H65V194ZM95 193V194H94ZM109 193V194H108ZM94 194V195H93ZM63 196H68L67 197V199H65L66 197H63ZM108 196H109V198H108ZM118 196H120L119 198H118ZM69 197H72V198H69ZM93 197L96 199V201H94L95 199H93ZM64 198V199H63ZM63 199V200H62ZM71 199V200H70ZM72 199H74V200H72ZM76 199V200H75ZM101 199H103L104 200V203H103V200H101ZM114 199V200H115ZM77 200H78V202H77ZM106 200V201H105ZM120 200L121 201H123V202H120ZM143 200L144 201H147L148 199L146 198V199H144V197H143ZM27 201L28 200H25V201H23L24 203L26 202L27 203ZM63 201H65V202H63ZM66 201H68V202H66ZM75 201H76V205H78V206H76L74 203H75ZM84 201V202H83ZM97 201H99V202H97ZM101 201V202H100ZM37 202V203H36ZM50 202V203H49ZM71 202V203H70ZM115 204H114V203ZM40 203V204H39ZM64 203H66L67 205H65ZM68 203H70V204H68ZM84 203H86L85 204V206H84ZM143 203V202H142ZM35 204H32V206H34ZM114 204V205H113ZM39 205V206H38ZM45 206L44 208H42V206ZM54 205V206H53ZM72 205L75 207H72ZM95 205V206H96ZM141 205H144V204H141ZM50 206V207H49ZM52 206V207H51ZM56 206V207H55ZM65 206V207H64ZM84 206V207H83ZM97 206V207H98ZM115 206H118V207H115ZM66 208V207H68V210L67 209H65V211H64V208ZM82 209H81V208ZM78 208V209H77ZM117 208V209H116ZM53 209L55 210V211H53ZM56 209H58V210H56ZM63 210V211H61V210ZM83 209H85V210H83ZM111 209V210H110ZM52 210V211H51ZM83 210V211H82ZM100 210V211H101ZM125 210V211H124ZM61 211V212H60ZM99 211V210H98ZM97 210L96 211H94V220H95V224H94V226H96L97 228H99V229H103V227L101 226V225H98V221H100V219H99V216H100V218H101V214H102V212H100V213H98V217H97V212H98ZM124 211V212H123ZM53 212H54V215H53ZM57 212V213H56ZM59 212H60V214H59ZM66 212V213H65ZM121 212V214H119ZM264 212V205L261 207V206H259V207H256V208H254L253 209V222H250L249 223V225H248V227H249V234H252V233H254V229H255V226H254V224H255V222H257L255 225H257L258 224V220H259V216L262 214ZM55 213H56V215H55ZM62 213V214H61ZM96 213V214H95ZM125 213V214H124ZM115 214V213H114ZM124 214V215H123ZM10 215V216H9ZM59 215H61V216H59ZM64 215V216H63ZM125 215V216H126ZM145 215V214H144ZM58 216V217H57ZM2 217V218H1ZM29 217V218H28ZM62 219H61V218ZM139 217V216H138ZM140 217H142V220H144L143 219V214L142 215H140ZM43 219V222H42V219ZM111 218V217H110ZM5 219H7V220H5ZM16 219H21V221L19 220V221H17ZM26 219V220H25ZM27 219H29V221L27 220ZM56 219H58V220H56ZM61 219V220H60ZM96 219H97V221H96ZM109 219V218H108ZM111 220V219H110ZM12 221H11V223H12ZM31 221V222H30ZM58 221V222H57ZM62 221V222H61ZM85 221V222H84ZM9 222V223H8ZM51 222V224H48V223H50ZM55 222V223H54ZM60 222V223H59ZM78 222H79V224H81V225H79L78 224ZM24 223V222H23ZM24 223V224H25ZM32 223V224H31ZM120 223V221H118V219H116V221H115V223H114V226H116L117 224H119ZM110 223H108V224H105L106 226H107V228H108V225H109ZM116 224V225H115ZM6 225V226H5ZM42 227H41V226ZM76 225V226H75ZM46 228H50V230H49V228L48 229H46ZM79 227V228H71V227ZM99 226V227H98ZM101 226V227H100ZM113 226V225H112ZM118 226V225H117ZM116 226V227H117ZM95 227V228H96ZM161 228H158L157 229V231L159 232H161V231H164L165 233H166V231H167V228H166V226L164 225V224H162L161 226H160ZM163 227H165V228H163ZM251 227V228H250ZM46 229V230H43V229ZM124 228V227H123ZM169 228V230H173V228L174 227H168ZM51 229H54V230H51ZM57 229V230H56ZM68 229V230H67ZM72 229V230H71ZM75 229V230H74ZM116 230H118L117 228H115ZM5 230V231H4ZM10 230V231H9ZM13 230H16L15 232L13 231ZM25 230H27V231H25ZM76 230H77V232H76ZM21 231V232H20ZM29 231V232H28ZM34 231V232H33ZM55 231H57V232H55ZM59 231V232H58ZM107 231V230H106ZM109 231V230H108ZM152 231V230H151ZM154 231V230H153ZM12 232H14V235H16V236H14L13 235V233ZM24 232L26 233V234H24ZM31 232V233H30ZM79 232V233H78ZM111 232V231H110ZM115 233V235L117 234L116 232H114ZM21 234V235H20ZM23 234V235H22ZM28 234H30V236H31V234H32V236H33V239H39L38 240V242H45V243H47V246L45 247L44 246V248H43V246L40 244V245H37V249L35 250H33L32 251V256H34V257H31V252L30 251H28V249L27 248H25V246H24V244H23V239H25V238H27V237H29V235ZM56 234V237L54 236ZM249 234H247V235H249ZM15 237V238H13V236ZM24 235H26V236H24ZM28 235V236H27ZM78 235V236H77ZM79 235H82V237L81 236H79ZM246 235V236H247ZM18 236H19V238H18ZM22 236V239H20V237ZM31 236V237H32ZM47 236H50V237H47ZM71 236H73V239H72V237ZM76 236V237H75ZM25 237V238H24ZM58 237H60L59 239H58ZM70 237H71V239H70ZM78 237H81V238H84V239H90V241H85V240H82L83 242H87L86 244L85 243H82L81 242V240H77V238ZM13 238V239H12ZM18 239V241H17V239ZM51 238H54V239H51ZM57 238V239H56ZM16 239V240H15ZM174 239V238H173ZM172 239V240H173ZM176 239V238H175ZM13 240H15V241H13ZM22 240V241H21ZM57 240H59V241H57ZM61 240H63V241H65V242H67V243H65V242H63L62 241V244H61ZM4 241V240H3ZM54 241V242H53ZM71 241V242H70ZM174 242H176L177 241V239L176 240H173ZM17 242H18V244H17ZM19 242H21V243H19ZM37 242V241H36ZM58 242H60V243H58ZM90 242V243H89ZM100 242V241H99ZM14 243V244H13ZM31 243V242H30ZM65 243V244H64ZM72 243V244H71ZM77 243H79L78 245H77ZM101 243V242H100ZM8 244V245H7ZM19 244L21 245V247L19 248ZM53 244H56L55 246L53 245ZM58 244V245H57ZM59 244H61V245H59ZM66 244H68L67 246H66ZM102 245H103V243H101ZM4 245H6V247H8V248H6L5 249V246ZM17 245V246H16ZM67 247H65V246ZM73 245V246H72ZM12 246V247H11ZM16 246V248H14ZM60 246V247H59ZM65 248H64V247ZM71 246V247H70ZM104 246V245H103ZM11 247V248H10ZM79 247V248H78ZM10 248V249H9ZM14 248V249H13ZM19 248V249H18ZM11 249H13V250H15V251H13V253H12V250ZM17 249L19 250L18 252H17ZM99 248L97 247V250H98ZM25 250H27V253H26V251ZM30 250V249H29ZM39 250V251H38ZM42 250V251H41ZM44 250V251H43ZM47 252H46V251ZM53 250H54V248H53ZM8 252V255H6L7 253H5V252ZM40 251H41V254L42 253H44V252H46L45 254H42L43 256V258H41V254H39L40 253ZM70 251V250H69ZM214 251V250H213ZM15 252V253H14ZM19 252H21V253H23V254H21V253H19ZM25 252V253H24ZM30 252V254H28ZM36 252V253H35ZM99 252H100V250H99ZM101 252H102V250H101ZM222 252V251H221ZM18 253H19V256H20V259L18 258L19 256H18ZM49 253V254H48ZM53 253H54V255H53ZM103 253H105L104 251H103ZM15 254H17V255H15ZM25 254L27 255V256H25ZM37 254V256H39V257H37V256H35ZM46 254H48L47 256H46ZM30 255V256H29ZM50 255H52V257L50 256ZM14 256H15V258H14ZM18 256V257H17ZM55 258H54V257ZM216 256H218V255H216ZM17 257V258H16ZM21 257H23L24 258V260H23V258H21ZM28 258L27 260H25V258ZM37 259H36V258ZM221 257H222V255H221ZM219 258V259H222V258ZM53 258V259H52ZM6 259L8 260V262H6ZM16 259V260H15ZM38 259H40V260H38ZM18 260H20V261H18ZM50 260V261H49ZM52 261V262H51ZM222 260H220V262H216V264H222L223 262H221ZM17 262H20V263H17ZM29 262V263H28ZM46 262H48V263H46ZM210 262H212V261H210Z\"/></svg>","mask_w":264,"mask_h":264},{"label":"clouds","instance_id":"obj_3","mask_svg":"<svg viewBox=\"0 0 264 264\" xmlns=\"http://www.w3.org/2000/svg\"><path fill=\"white\" fill-rule=\"evenodd\" d=\"M23 11L21 0H0V35H2L8 26L9 20ZM38 68L44 65L43 57H37L33 53L32 57Z\"/></svg>","mask_w":264,"mask_h":264}]
</instances>
